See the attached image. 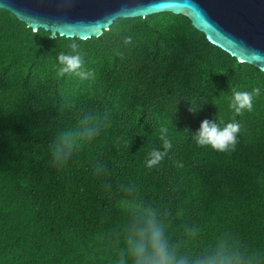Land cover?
I'll return each instance as SVG.
<instances>
[{
    "label": "trees",
    "instance_id": "1",
    "mask_svg": "<svg viewBox=\"0 0 264 264\" xmlns=\"http://www.w3.org/2000/svg\"><path fill=\"white\" fill-rule=\"evenodd\" d=\"M73 41L95 80L58 76ZM253 88V111L236 115L233 91ZM82 110L99 134L56 167L49 145ZM205 119L241 124L234 150L195 143ZM161 128L173 148L149 170ZM98 161L106 175L94 174ZM145 207L157 210L178 258L223 246L264 264V72L181 15L118 19L79 40L32 32L0 9V264H116L124 227Z\"/></svg>",
    "mask_w": 264,
    "mask_h": 264
},
{
    "label": "water",
    "instance_id": "2",
    "mask_svg": "<svg viewBox=\"0 0 264 264\" xmlns=\"http://www.w3.org/2000/svg\"><path fill=\"white\" fill-rule=\"evenodd\" d=\"M32 32L51 39L98 38L118 19L186 17L213 46L264 72V0H0Z\"/></svg>",
    "mask_w": 264,
    "mask_h": 264
},
{
    "label": "clouds",
    "instance_id": "3",
    "mask_svg": "<svg viewBox=\"0 0 264 264\" xmlns=\"http://www.w3.org/2000/svg\"><path fill=\"white\" fill-rule=\"evenodd\" d=\"M55 38V37H54ZM131 38L126 37L125 43H130ZM81 45L73 41L68 53H61L57 58V74L63 78L74 76L81 82L92 81L96 78L94 70L84 67V58L80 53ZM261 95L259 88L251 91H233L229 108L236 115H243L254 109V99ZM189 111L195 113L198 107H192ZM76 124L65 130L57 132L51 149L52 164L56 167L66 164L85 143L91 142L99 134V123L94 114L81 111L75 117ZM241 130V124L235 120L219 123L212 119L202 120L198 130L192 134L195 143L202 148H211L217 152H229L234 150L237 138ZM167 129L161 128L162 149H153L149 152L145 166L151 170L161 164L173 148L171 140L167 138ZM182 167V164L178 165ZM94 174L106 175V168L102 162L94 166ZM131 191L129 196L133 195ZM191 235H196V229L188 230ZM123 247L120 250V259L116 264H243L240 255L223 247L215 246L202 252L189 261L187 257H177L170 242L165 223L160 218L157 210L151 207L142 208L132 212V219L123 229Z\"/></svg>",
    "mask_w": 264,
    "mask_h": 264
}]
</instances>
